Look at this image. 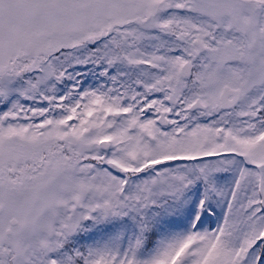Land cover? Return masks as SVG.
Here are the masks:
<instances>
[{
    "label": "snow or ice",
    "instance_id": "6c2138e0",
    "mask_svg": "<svg viewBox=\"0 0 264 264\" xmlns=\"http://www.w3.org/2000/svg\"><path fill=\"white\" fill-rule=\"evenodd\" d=\"M0 264H264V0H0Z\"/></svg>",
    "mask_w": 264,
    "mask_h": 264
},
{
    "label": "trees",
    "instance_id": "16d2710c",
    "mask_svg": "<svg viewBox=\"0 0 264 264\" xmlns=\"http://www.w3.org/2000/svg\"><path fill=\"white\" fill-rule=\"evenodd\" d=\"M215 225H213V227H214Z\"/></svg>",
    "mask_w": 264,
    "mask_h": 264
}]
</instances>
